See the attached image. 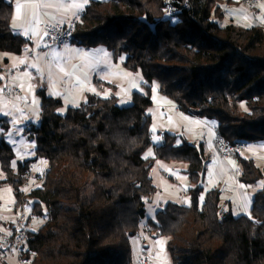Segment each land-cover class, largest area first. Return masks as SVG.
Returning <instances> with one entry per match:
<instances>
[{"label": "trees", "instance_id": "obj_1", "mask_svg": "<svg viewBox=\"0 0 264 264\" xmlns=\"http://www.w3.org/2000/svg\"><path fill=\"white\" fill-rule=\"evenodd\" d=\"M239 3L89 0L70 26L73 42L106 48L147 83L128 105L116 95L89 93L65 115L59 112L64 101L40 89L44 112L29 130L37 157L16 167L10 125L2 123L6 178L0 184L13 186L17 207L26 186L34 184L32 163L50 162L45 179L25 194L32 203L27 231L29 248L37 251L34 264H133L131 238L144 228L168 238L172 264H264V187L249 215H235L222 203L221 190L205 192L204 145L169 131L155 141L151 129L158 82L180 111L215 121L216 134L234 146L233 156L240 143H264V21L245 25L227 15L223 6ZM13 12V1L0 0V53L20 54L28 42L13 31ZM238 158L242 182L264 180L255 159ZM158 161L188 165L191 203L170 201L146 221L147 204L158 190L152 174ZM33 218L37 230L30 228Z\"/></svg>", "mask_w": 264, "mask_h": 264}, {"label": "crops", "instance_id": "obj_2", "mask_svg": "<svg viewBox=\"0 0 264 264\" xmlns=\"http://www.w3.org/2000/svg\"><path fill=\"white\" fill-rule=\"evenodd\" d=\"M11 1L14 2L11 23L13 31L15 34L28 39V42L20 54L0 53V63L15 75L14 83L22 88L24 96L36 98L37 103L33 101L36 107L40 105V102H38L40 98L37 95L40 89H46L50 96L59 97L64 101V104L69 103L73 106L81 105L89 93L100 96L97 90L104 88L98 80L112 83L118 87L110 76L115 71L126 73V70L122 69L121 66L126 67L121 61L115 62L111 52L98 47L84 48V45H80L78 42L66 45L63 50L48 49L43 43L44 30L42 22L46 17L74 27L75 23L80 20L81 14L88 5L89 0ZM231 11L234 14L233 16L242 22H247V24H251L255 20L264 21V5L250 7L241 1L239 4H234L231 7ZM52 57L56 58V62H52ZM101 67L105 69L104 75L99 73ZM131 81L132 84L137 85L138 89L136 90H143V85L147 83L137 73H133ZM93 90L95 91L91 92ZM115 92L118 95L113 93L111 96L116 95L120 100H123V98L131 100L130 94H126L127 98H125V96H120L118 91ZM26 96L25 98L28 99ZM166 104L175 105L176 110L180 112L174 102L168 101ZM18 108L26 113V119L21 117ZM193 117L199 123L211 127L214 131L213 137L209 142L202 137L195 138L197 125L190 124L187 128L188 132L185 130L186 127H184V131L175 129L172 133L180 136L184 135L188 141L195 143L199 141L200 144L204 145L208 156L206 163L207 174L204 181L205 192L212 189L221 190L222 203L226 209H231L235 215H249L255 195L263 189L264 184L260 188H254L260 181L254 184H246L240 180L242 172L238 157L255 159L257 166L264 173V143H249L247 148L238 150L230 160L224 161L219 157L215 144L217 125L213 124L210 119L198 116ZM12 118L20 120V122H13L14 133L16 131L15 128H23L21 136H17V146L26 145L30 139H27L25 135L31 130V124H36L33 120L34 117L30 115V111L24 105L19 104L17 101L9 103L5 97L0 95V119H3L0 122V126L3 122H8L11 126ZM163 131H167V129L158 130V134ZM13 136L16 137V134ZM187 168L188 165L185 163L157 162L152 174H156L153 179L158 190L151 197V204L156 207V213L164 209L170 201L184 205L191 203L190 194H185V191L188 192L191 187V181L185 172ZM186 198L188 199L186 200ZM181 200L185 202H181ZM13 219L14 216L10 217L9 215L5 220L9 222ZM144 231L142 234H147L149 237L150 231L153 232L151 237L152 234H155L154 231H148L146 228H144ZM144 241L146 245L145 238Z\"/></svg>", "mask_w": 264, "mask_h": 264}, {"label": "rangeland", "instance_id": "obj_3", "mask_svg": "<svg viewBox=\"0 0 264 264\" xmlns=\"http://www.w3.org/2000/svg\"><path fill=\"white\" fill-rule=\"evenodd\" d=\"M235 1L241 2V0H235ZM223 8L227 12V15H229V16L234 15L233 12L231 11V7L226 5V6H223ZM46 18H45V20H46ZM228 18H230V17H228ZM243 24L251 25V24H247L246 22H243ZM86 47L88 48V46L84 45V48H86ZM103 49H105V51H108V50H106V48H103ZM1 55H4V54H1ZM121 67H122V69L126 70V73L115 71L110 76L117 83L118 87L115 86L114 88H111L108 86H104L103 87L104 89L101 88V89L97 90L101 97H110L111 94H113V93L117 94L115 91H118L120 96H125L126 94H130V96L132 97V93L134 91H140L141 90V89L136 90V89H138L137 85L134 83L132 84L131 77L133 75V72L127 68H124L123 66H121ZM99 73L101 75H104L105 69L103 67H101L99 69ZM14 78H15V75H14ZM14 78L12 80L13 83H14ZM96 84L99 85L98 83H96ZM144 90L145 89L143 86V90H141V91H144ZM94 91L95 90H93L91 92H94ZM152 91H153L152 92V98H153L154 104H153V108H152V114H153L152 119H153V121H152V128L151 129L153 131L155 141H158L161 138L160 135L158 134V130L160 131V130L167 129V131H169V132H174L175 129H178V130L184 131L183 128L186 127L185 130L187 131V128L190 124L197 125V127H196L197 131L195 133V138H198V137L201 138L202 137V138H205L208 142L210 141V139H212L214 131L211 129V127L205 126V125L199 123L196 120V118H194L190 114H187L183 111H180V112L177 111L175 105L166 104V103H168V101L169 102H173V101L169 100L163 93L160 92L158 82H154ZM27 98H28L29 104L24 105V107H26V109L30 111V115L32 117H34V119H33L34 122L39 123V121L41 119V115L37 112L36 108L31 106V103L33 101H35V103H37V100L35 97H33V98L27 97ZM125 98H127V96H125ZM38 102H40V99H38ZM130 102H131V100L130 101L128 99L125 100L124 98H123V100H121L122 105H128V104H130ZM38 106H40V105H38ZM69 106H72V105L69 103H65L64 106L61 107L59 112L61 114L65 115L68 111ZM73 106L79 107L80 105H73ZM18 110H19V114L21 115V117L25 118L26 113L23 112L22 109L18 108ZM213 124H216V122L214 121ZM22 129L23 128H15L16 131L14 134H16V137L11 136L10 134H8V136H7V140L14 147V151H15V155H16V158L13 161L14 167L17 166L18 161H24L27 159H34L37 157L36 140L30 139L29 142L26 143V145L17 146L18 143H16V139H17V136H21V134H22L21 130ZM3 130L4 129L0 126V137H1V134L3 133ZM196 142L199 143V141H196ZM154 153H155V151H154V147H153L147 151L146 156L147 157L153 156ZM39 161H40V159H39ZM40 166H41V164L38 163V165L36 167H34L33 178L31 179V183L37 182L38 179H37L36 174L40 171ZM156 168L158 169V167H156ZM155 175L156 174H153V176H155ZM5 178H6V173L2 170L1 163H0V182L3 181ZM262 184H264V180L258 182L254 186V188H260ZM30 186H31V184L29 186H26L25 190L28 189ZM186 193H188V192L185 191V194ZM188 198H186V200ZM190 198H191V196H190ZM0 201H1L0 215L3 217V219H6L7 216H9V215H10V217L11 216L15 217L16 209H17L16 208L17 207L16 206L17 198L15 195V190H14L12 185H10V184L1 185L0 184ZM181 202H185V201L181 200ZM155 208L156 207L153 206L151 203L147 204V217L145 218L146 221L149 218L154 219L156 217ZM31 210H32V203H31V201H29L28 202V211L31 213ZM143 222H144V219H143ZM38 227H39L38 219L33 218L32 222L30 223V228L33 230H37ZM142 232H145V231L142 229L140 231L139 235L137 234L136 236L131 238L133 257H134L133 264H139V258L144 253H148L150 255L149 259H150L151 264H172L173 255H172L171 251L168 249V238L165 236L158 235V234H152V237H151V233H153L151 231L149 232L150 233V237H149V235L142 234ZM141 234H142V236H141ZM143 237L146 240V245H145V241H144Z\"/></svg>", "mask_w": 264, "mask_h": 264}, {"label": "built area", "instance_id": "obj_4", "mask_svg": "<svg viewBox=\"0 0 264 264\" xmlns=\"http://www.w3.org/2000/svg\"><path fill=\"white\" fill-rule=\"evenodd\" d=\"M245 4L250 7L264 5V0H244ZM173 9L172 6L169 7V11ZM44 34H43V43L48 49L56 48L63 50L66 45L70 44L74 40V30L58 21L56 19L47 18L42 22ZM52 62H56V58L52 57ZM0 95L5 97L9 103L17 101L21 105L29 104L28 99L23 95V90L20 86H17L13 83L14 75L13 73L4 68L0 64ZM31 106L36 108L37 112L42 115L44 110L41 106H37L34 102L31 103ZM13 122H20L18 119L12 118V125L9 129V134L14 135L13 132ZM31 132H28L25 136L27 139H32L30 136ZM34 139V137H33ZM35 140V139H34ZM216 148L219 153V157L228 161L233 157L234 146L231 142L224 138L223 136L216 134L215 137ZM248 147V143L243 142L237 146V150H242ZM40 159V161H39ZM37 161L32 163V168L36 167L38 163L41 164L40 171L38 172L37 182L31 185L28 189L41 182L46 177L47 167L49 166L48 158H39ZM25 190L23 195V200L21 204L17 207L16 215L13 220L7 222L0 215V264H34V260L37 256V251H31L28 243V231L27 224L30 216L28 211V202L26 200V193L29 191ZM143 256V257H142ZM139 258V264H151L150 255L144 253Z\"/></svg>", "mask_w": 264, "mask_h": 264}]
</instances>
